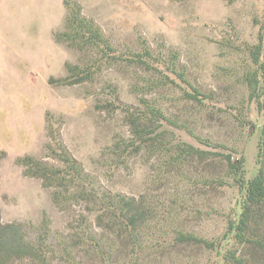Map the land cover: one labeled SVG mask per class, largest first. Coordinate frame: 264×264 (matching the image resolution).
Here are the masks:
<instances>
[{"label": "rangeland", "instance_id": "1", "mask_svg": "<svg viewBox=\"0 0 264 264\" xmlns=\"http://www.w3.org/2000/svg\"><path fill=\"white\" fill-rule=\"evenodd\" d=\"M39 1L0 64L11 264H264V0Z\"/></svg>", "mask_w": 264, "mask_h": 264}, {"label": "crops", "instance_id": "2", "mask_svg": "<svg viewBox=\"0 0 264 264\" xmlns=\"http://www.w3.org/2000/svg\"><path fill=\"white\" fill-rule=\"evenodd\" d=\"M39 0H0V64L6 69H20L21 77L16 79L17 87H22L25 72V56L32 53V26L33 6H37ZM35 4V5H34ZM43 15H48L55 7L52 4L43 6ZM38 12V11H36ZM39 13V12H38ZM3 79L13 78V74L3 70L0 73Z\"/></svg>", "mask_w": 264, "mask_h": 264}, {"label": "trees", "instance_id": "3", "mask_svg": "<svg viewBox=\"0 0 264 264\" xmlns=\"http://www.w3.org/2000/svg\"><path fill=\"white\" fill-rule=\"evenodd\" d=\"M4 153L0 154V163L5 159ZM29 161L32 158H28ZM264 202V181L261 176L256 177L249 186L248 203L259 204ZM247 203V204H248ZM21 227L16 223H2L0 216V264H11L13 254L23 252L29 245L23 243Z\"/></svg>", "mask_w": 264, "mask_h": 264}]
</instances>
